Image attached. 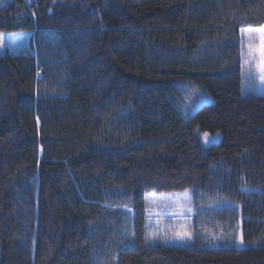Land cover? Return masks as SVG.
Masks as SVG:
<instances>
[{"label":"trees","instance_id":"1","mask_svg":"<svg viewBox=\"0 0 264 264\" xmlns=\"http://www.w3.org/2000/svg\"><path fill=\"white\" fill-rule=\"evenodd\" d=\"M245 25L264 0H0L30 34L0 55V264H264ZM188 188L192 243L147 244L146 194Z\"/></svg>","mask_w":264,"mask_h":264},{"label":"rangeland","instance_id":"2","mask_svg":"<svg viewBox=\"0 0 264 264\" xmlns=\"http://www.w3.org/2000/svg\"><path fill=\"white\" fill-rule=\"evenodd\" d=\"M261 25H245L240 28V56H241V74L243 93L255 92L264 93V82L258 75L249 77L247 72L248 44L250 37L253 38L257 48H259V33H250L249 28H259ZM0 55L6 52L16 53L27 45L30 34L27 31L18 32H0ZM40 77V71H38ZM186 91L188 97L184 102V108L190 110L194 104L208 101L206 96L200 90L189 86ZM220 133L199 135L203 145L217 142L220 139ZM147 199V217H146V237L145 242L149 245L167 244V245H190L193 240V231L191 229V219L193 215L192 194L190 189L181 191H170L165 193L150 192L146 194ZM191 209V212L188 211ZM190 233V238L181 237L179 234ZM238 245H242L238 242Z\"/></svg>","mask_w":264,"mask_h":264},{"label":"snow or ice","instance_id":"3","mask_svg":"<svg viewBox=\"0 0 264 264\" xmlns=\"http://www.w3.org/2000/svg\"><path fill=\"white\" fill-rule=\"evenodd\" d=\"M250 33H259V48H257L254 40L250 37V43L248 44V60L245 61L247 64V72L245 73L249 77L259 76V79L264 82V25L259 28H249L247 30ZM2 39V38H0ZM191 212V209H188ZM181 237L190 238V233L183 232L179 234ZM243 243V239L240 240Z\"/></svg>","mask_w":264,"mask_h":264}]
</instances>
